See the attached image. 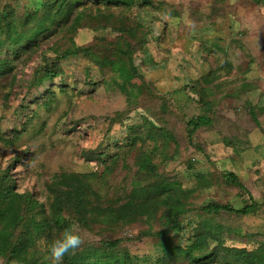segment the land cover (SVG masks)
Segmentation results:
<instances>
[{
	"label": "rangeland",
	"instance_id": "374dc122",
	"mask_svg": "<svg viewBox=\"0 0 264 264\" xmlns=\"http://www.w3.org/2000/svg\"><path fill=\"white\" fill-rule=\"evenodd\" d=\"M212 5L223 29L190 17ZM0 19L36 40L0 78V172L10 170L26 199L21 215L40 220L43 209L52 220L50 236L38 235L26 260L5 252L0 264H53L47 244L68 217L79 221L86 243L63 264H191L183 250L204 226L220 231L226 246L264 243V0H136L129 7L111 0H0ZM194 35L225 38L224 50L203 49ZM124 39L132 47L131 80L102 62ZM67 49L78 53L63 57ZM207 74L214 77L205 90L215 101L207 112L213 120L192 130L189 121L207 108L192 82ZM74 175L89 183L77 198L67 187ZM158 176L188 189L179 207L161 204L130 223L110 220L134 198L132 189ZM208 202L250 210L206 212Z\"/></svg>",
	"mask_w": 264,
	"mask_h": 264
},
{
	"label": "trees",
	"instance_id": "16d2710c",
	"mask_svg": "<svg viewBox=\"0 0 264 264\" xmlns=\"http://www.w3.org/2000/svg\"><path fill=\"white\" fill-rule=\"evenodd\" d=\"M105 1L106 3H108V0ZM111 1L116 2L117 4L126 5L128 7L136 4V0ZM143 1H145L146 3V0H142V2ZM216 5L210 6L207 12L192 10L190 17L199 21L203 17H207L211 22H215L214 25L217 28L223 29L222 27L225 25V23H216V20L220 17L219 10H215V8H217ZM41 28H43V23L39 22L36 26V29L41 30ZM126 30L128 31V29ZM130 33L133 36L132 31ZM139 39V47H142L145 42L141 40H143L144 38L140 37ZM217 39L218 41L210 40L207 36L198 37L194 35L195 42L204 44L203 49L214 47L217 50L223 51L225 38ZM31 40L33 41L29 45H27V43ZM35 43V36L32 38H26V36H24V33H22L21 30H18L13 23L6 22L0 19V78L4 77L6 74L12 71L13 66L11 64V61H13V59L19 55V52H29ZM3 50H5V53H7V55L1 57V54H3ZM84 51L89 53L88 48H84L83 52ZM114 51L116 52V54L113 55V57H103V64H107L108 66H110V69L117 71L122 77L125 78V80H131L133 74L131 69L127 65L128 60L130 62L132 60L131 45L127 40L124 39L122 43H118L117 45H115ZM77 53L78 49H67L62 54V56L67 57L68 55H76ZM93 56L94 59L100 57L96 54ZM46 74H49L48 76L57 75L55 71H51ZM213 80L214 77L207 74L199 79V81L194 80L192 82L191 87L194 89L193 92L200 95L199 100L201 98V104L205 103V107H207L205 109V114L198 115L189 121V125L192 126V130H197L200 127L207 126L213 120L212 116L210 114H207V112L208 109L214 105L215 101L214 98H212V94H206L205 92L206 84L211 83ZM186 86L187 85H184L182 88L186 89ZM197 89H202V91L199 92ZM210 102L212 105L209 107ZM251 114L252 117L256 120L257 117L255 113L251 112ZM145 163H147V168L149 170L153 171L155 169L152 164H149L148 160H146ZM228 176L233 182H237L236 175L233 172H229ZM84 182L89 184L86 179L82 180L78 175H74L72 178V183L67 184V187L69 188L68 191L71 192L70 190H72L71 195L74 194L75 198L79 197L77 195V192L83 193L82 187L85 186ZM135 184L133 187L137 188ZM131 192L134 198L129 200L125 205L118 206V210H116L115 214H110V220L115 219L124 221L126 223L128 221L130 223L132 220L136 219V214H143V212L146 211H150L154 214L161 204L179 207L180 204H182L181 198L183 194L189 191L186 188H182L181 184L175 179L170 180L165 178V176H158L157 180L150 185L141 186L138 190L132 189ZM28 196L31 198V200H29V203H32L29 204V206H32L31 208H33L35 205L36 207L38 205L37 201L33 198V196ZM136 197L139 198L137 200L138 204H136ZM70 198L71 197H67L66 202H68ZM25 201L26 199H24L23 196L20 195V193L16 190V182L10 174V170L0 172V255H4L6 252L10 254L12 258L17 260H26V255L29 256V248L31 246V243H36L38 235H41L43 233L46 236H50V233L52 231V220L46 217L47 214H45V211L43 209H41V211H37V213L42 214V218L40 220L37 219L36 213L32 212L28 217H25L24 215H21L19 213V210L21 209L22 204H24ZM55 203H57V205L55 206V213L58 215L55 221L58 222L59 217L62 215V205L58 204V201H56ZM202 210L206 212H220L225 210L227 212L245 214L249 212L250 205H245L243 208L236 209L230 204L208 202L202 207ZM170 212L176 214L177 217L181 216L178 210H173V212L171 210ZM149 217L151 218L153 216L150 215ZM14 221H16L17 227L15 232L11 231ZM195 231L196 237L193 238V242L190 245V248L187 247L183 250L188 256L192 258L191 264H264V243H261L256 248L251 250L245 247H231L224 244V239L221 232H218L216 229L211 230L208 227L204 226V228H196ZM31 232H33L35 239L32 236L30 237ZM160 233L163 234L164 232L162 231ZM210 240L215 241V243L211 245ZM117 243L118 240H115L112 242H108L107 244L111 247H114ZM85 257L86 255H76L73 257V259H76L75 261L81 262V260L85 261ZM24 264H37V262H25Z\"/></svg>",
	"mask_w": 264,
	"mask_h": 264
},
{
	"label": "clouds",
	"instance_id": "9594fccd",
	"mask_svg": "<svg viewBox=\"0 0 264 264\" xmlns=\"http://www.w3.org/2000/svg\"><path fill=\"white\" fill-rule=\"evenodd\" d=\"M67 226L54 234L47 244L53 264H63L65 256L75 254L86 243V236L78 220L68 217Z\"/></svg>",
	"mask_w": 264,
	"mask_h": 264
}]
</instances>
